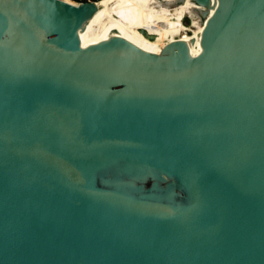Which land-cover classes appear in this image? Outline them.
Returning a JSON list of instances; mask_svg holds the SVG:
<instances>
[{
  "label": "water",
  "instance_id": "water-1",
  "mask_svg": "<svg viewBox=\"0 0 264 264\" xmlns=\"http://www.w3.org/2000/svg\"><path fill=\"white\" fill-rule=\"evenodd\" d=\"M97 12L0 0V264H264V0Z\"/></svg>",
  "mask_w": 264,
  "mask_h": 264
},
{
  "label": "bare ground",
  "instance_id": "bare-ground-1",
  "mask_svg": "<svg viewBox=\"0 0 264 264\" xmlns=\"http://www.w3.org/2000/svg\"><path fill=\"white\" fill-rule=\"evenodd\" d=\"M125 0H99L98 12L95 17L86 25V29L81 32L83 44L90 45L101 42L100 34L108 25L113 9Z\"/></svg>",
  "mask_w": 264,
  "mask_h": 264
},
{
  "label": "built area",
  "instance_id": "built-area-1",
  "mask_svg": "<svg viewBox=\"0 0 264 264\" xmlns=\"http://www.w3.org/2000/svg\"><path fill=\"white\" fill-rule=\"evenodd\" d=\"M68 1L70 3H73L75 5H79L81 3H88V2H95L98 4L99 0H65Z\"/></svg>",
  "mask_w": 264,
  "mask_h": 264
},
{
  "label": "trees",
  "instance_id": "trees-1",
  "mask_svg": "<svg viewBox=\"0 0 264 264\" xmlns=\"http://www.w3.org/2000/svg\"><path fill=\"white\" fill-rule=\"evenodd\" d=\"M184 24H185V25H189V24H190V22H186V21H184Z\"/></svg>",
  "mask_w": 264,
  "mask_h": 264
}]
</instances>
